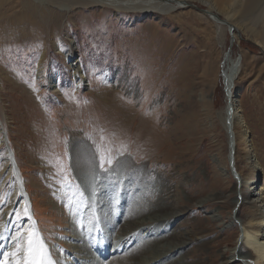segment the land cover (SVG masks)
Instances as JSON below:
<instances>
[{
	"label": "rangeland",
	"instance_id": "obj_1",
	"mask_svg": "<svg viewBox=\"0 0 264 264\" xmlns=\"http://www.w3.org/2000/svg\"><path fill=\"white\" fill-rule=\"evenodd\" d=\"M77 3L0 0V127L5 132H0V211L15 187L7 145L31 203L30 227L43 250L51 246L60 252L59 257L47 252L52 264H78L77 238L90 202L75 170L94 183L103 179L100 191L113 190L108 202L99 200L102 216L89 217L104 226L109 238H115L112 212L119 209L127 219L143 214L147 201L131 200L140 195L137 186L152 184L155 189L147 188L146 197L152 196L154 207L172 211L178 202L177 209L183 206L184 214L161 224L163 235L172 238L195 224L207 231L209 248L194 250L191 261V250L181 246L182 262L220 264L240 246L241 225L231 199L239 181L236 167L246 173L240 160L234 169L230 158L220 115L225 105L222 73L227 57L239 63L246 54L261 65L259 49L243 34L233 39L228 28L221 35L214 23L213 37L207 20L196 18L203 11L195 1L173 3L178 8L169 15ZM71 51L69 61L65 55ZM253 79L248 76L237 84L236 92L248 140L256 144L264 172V71ZM95 153L99 160L92 170L88 156ZM217 173L220 179L210 192ZM254 180L264 187V174ZM121 187L126 195L116 200ZM18 195L17 202L22 198ZM208 197L210 204L200 208L198 202ZM218 207H225L222 217ZM246 213L244 206L239 216L243 219ZM212 215L217 220L212 221ZM15 217L11 213L7 220ZM29 231L23 229L22 235ZM160 235L141 236L131 256L139 260L147 251L158 254L165 244L153 246L163 241ZM6 252L14 263L15 250ZM171 252L156 261L172 258L178 250Z\"/></svg>",
	"mask_w": 264,
	"mask_h": 264
},
{
	"label": "bare ground",
	"instance_id": "obj_2",
	"mask_svg": "<svg viewBox=\"0 0 264 264\" xmlns=\"http://www.w3.org/2000/svg\"><path fill=\"white\" fill-rule=\"evenodd\" d=\"M70 1L72 0H54V3L59 4L60 6H68L67 4L70 3ZM77 1H79V3L77 4L103 3L108 6L114 7L117 10L120 8L127 10L140 9L144 10L145 12H152L158 15H169L174 10H176L177 6L174 7L173 3L176 4L195 1V3H197L203 11V13L196 14V18L199 21L207 20V28L208 30H210V34L213 37L217 34V29L216 31L214 30V24H216L221 30V35L224 36L223 30L225 28H228L233 39L235 38V36L237 37L243 34L244 36H247L250 40H252L255 46L259 49L260 55L262 56L261 65L254 64V62L251 61L250 57L246 54H244L243 60H240L239 63L230 61L231 58L229 59L227 57L226 60L228 62L226 64V68L222 73V82L225 92V105L220 115L222 116L223 124L229 138L230 158L232 163L234 164V169L236 161L240 160L241 164L246 167V173L242 171L243 167H236V169H238L236 171V174L239 181L233 189V194L235 195L231 199L233 209L234 211L236 210L234 217L235 219H238L241 225L242 235L240 236V246L234 247L232 249V253L227 256V258L222 257L224 259L220 261V264H264V187L260 186L258 182L256 183V181L254 180L255 177L258 176V173L264 174V172L262 171L263 167L260 159L257 156L256 151L254 150L256 144L254 143L253 139L248 140L250 133L242 119V113H240L241 111L239 110L238 105V93L236 92L237 84L245 81L248 76H252V79L254 78L253 80H256L258 78V75L260 76V74L264 71V0ZM206 14L212 16V21L206 18ZM72 55L73 53L71 51L68 53V55H65V57L67 60L71 61L73 57ZM74 72H76V70H74ZM251 73L252 75H249ZM0 132H2L3 134L5 133L2 131L1 127ZM3 142H6L5 137L3 138ZM233 145L234 147L232 148ZM95 155L96 153L94 154V157L88 156L89 159L93 160L92 170L95 169L94 166L98 164L99 160V157L97 158V155ZM74 167L77 168L76 166ZM131 170L137 172V170L133 166ZM74 175L75 177L78 176V178L80 179L79 184L82 188V192L85 195V198L87 197V200H89L90 202V209H86L87 211L85 210L82 232L80 230V233L78 234L79 236L77 238L78 243L76 249L78 264H189L190 262H182V260H184V252L181 246L187 244V250H191L192 254L194 250L198 251L203 250L206 247L209 248L208 246L211 242L206 241L207 239H205V237L208 236L207 231L197 226L198 224H195L193 227L189 228L190 231H186L179 235L173 236L172 238H170L169 236L166 237L162 234L161 230L163 229L161 224H164L168 221L173 222V218L175 216L184 214L180 210V208H182L183 206H180V208L177 209V206L181 204L180 202H178L176 208L172 209V211L166 209L165 207H154L155 205L151 202L152 196L150 195L149 198L146 197V193H150L146 190L147 188H150L151 190L155 189L153 188L155 185L152 184H145L143 188L141 187L142 185L137 186L141 188L140 195L136 197L137 199L131 200V203L135 201L138 203H144V201H147V206H145V208L143 207L144 215L133 214L131 218L127 219L119 209H115L114 212H112L110 216V224L112 225L113 231L115 233V238H109L108 235L104 232V226H101L98 222L90 221L89 217L93 214H97L99 217L102 216L103 209L101 206L102 204L100 205L99 200L102 199L103 203L108 202L109 198H112L113 196V190L109 188L105 189L104 191L99 190L104 184L103 179H98L96 180V183H94V180H92L90 176L82 174L77 170H75ZM219 176H221L220 173L218 177L212 180L210 190L208 189L210 192L211 190H214V187H217L216 181L217 179H220ZM130 178L132 179V176ZM127 182L125 184V187L128 186ZM155 183L157 184V182ZM9 185L11 187V192L12 187H15L12 194V199H9V203H5V208L0 211V213H3V217L2 215H0L1 219H3V222L0 223V264H22V261L25 262V260L28 261V264H39L40 261H42L43 264H52V262L47 258V254L50 253L51 255L54 254L58 256L60 252L55 251V249L51 246H48L47 251L43 250L39 236L30 227V211L29 209L27 210V206L25 205V197L22 196L21 200L17 202V199L19 197L18 194H20V192L16 187V183H14V186H11L10 183ZM132 188H134V186ZM118 191L119 192L117 194L116 200L120 198L121 194L126 195V193H123V187H121ZM133 191L135 190L133 189ZM210 200L208 197L205 200L199 201L198 206L202 208L206 205H209ZM187 202V204L190 205V202L192 201ZM116 203L119 202L116 201ZM16 206H18L19 209H16ZM244 206H247V213L246 216L242 219L239 216V213L241 208H243ZM218 208V214L221 216L222 213L220 210L222 208L225 209V207ZM11 213L12 215L13 213L17 215V218L15 217L11 220H7ZM117 213L120 214V217L117 216ZM211 218L213 219L212 221L217 220L214 215H212ZM5 221L6 223H4ZM158 224H160L161 226H158V228L154 230L147 228ZM28 228H30L28 234L22 235L23 229ZM141 228L143 232H141ZM157 233L158 236L160 235V233L162 234L160 235V238H162L163 241L159 239V242L154 244L153 246H156L159 243L160 245L162 243H165L164 245H170V249H166L163 247L164 245H162L158 247V254L149 255V251H147L143 254L142 257L139 256L141 257L139 260H136V258L138 257L131 256L132 247L138 245L141 240V236L152 238L157 236ZM40 236H42V234H40ZM29 238H31L32 240L31 253L26 250L27 241L29 240ZM107 241L110 247H107V244H105ZM194 243H196L195 247ZM152 244H149V246H151ZM21 245L25 250H20ZM236 245H238L237 241ZM176 249L178 250V252H176V254L172 256V258H167V260L161 262L156 261L157 259H160L164 254H167L171 251L174 252ZM7 250H15V255L13 256V258H15L16 260L14 263H10V258H6ZM24 252L26 253L25 257ZM16 255L18 256L16 257ZM156 255H158L159 257L155 258ZM194 256L195 255L193 254L191 261H194V258H196V256ZM190 264L196 263L193 262Z\"/></svg>",
	"mask_w": 264,
	"mask_h": 264
},
{
	"label": "water",
	"instance_id": "obj_3",
	"mask_svg": "<svg viewBox=\"0 0 264 264\" xmlns=\"http://www.w3.org/2000/svg\"><path fill=\"white\" fill-rule=\"evenodd\" d=\"M6 149H7V159H6V162L9 166V171H10V175L13 179L12 183H16V187L18 188L20 194L25 197L26 201H25V205L27 206V210L29 209V200L28 198L26 197V194H25V191H24V187H23V183H22V179L20 177V174H19V171H18V167L15 163V160H14V156L12 154V152L9 150L8 146L6 145ZM25 206V207H26ZM29 218L30 220L32 219L31 216H30V213H29ZM33 222H31V225H32Z\"/></svg>",
	"mask_w": 264,
	"mask_h": 264
},
{
	"label": "snow or ice",
	"instance_id": "obj_4",
	"mask_svg": "<svg viewBox=\"0 0 264 264\" xmlns=\"http://www.w3.org/2000/svg\"><path fill=\"white\" fill-rule=\"evenodd\" d=\"M20 250H25L22 245L20 246ZM26 250L29 253L32 252V240H31V238H29V240L27 241V249ZM25 264H28V261L27 260H25ZM41 264H43L42 261H41Z\"/></svg>",
	"mask_w": 264,
	"mask_h": 264
}]
</instances>
